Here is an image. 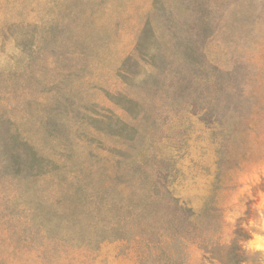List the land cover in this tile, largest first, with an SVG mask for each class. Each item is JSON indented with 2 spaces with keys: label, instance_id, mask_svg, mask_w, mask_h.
Instances as JSON below:
<instances>
[{
  "label": "rangeland",
  "instance_id": "374dc122",
  "mask_svg": "<svg viewBox=\"0 0 264 264\" xmlns=\"http://www.w3.org/2000/svg\"><path fill=\"white\" fill-rule=\"evenodd\" d=\"M257 237L264 0H0V264H264Z\"/></svg>",
  "mask_w": 264,
  "mask_h": 264
},
{
  "label": "trees",
  "instance_id": "16d2710c",
  "mask_svg": "<svg viewBox=\"0 0 264 264\" xmlns=\"http://www.w3.org/2000/svg\"><path fill=\"white\" fill-rule=\"evenodd\" d=\"M33 157H34V159L37 162L40 163L41 166L39 167L40 168L39 171L34 173V174H32V175H36V176L37 175H42V176H44V175L52 174L56 170V169H54V167H55L54 166L55 165L54 162L45 160V159L41 158L40 156H38L36 153H34ZM52 166H54V167H52ZM48 168H50V169H48ZM233 245H234V243H233ZM207 254L208 253L204 252V256H206ZM232 260H234V259L232 258ZM216 261L221 263V261H218V260H216ZM239 261H240L239 259L238 260L235 259V261L232 264H240Z\"/></svg>",
  "mask_w": 264,
  "mask_h": 264
},
{
  "label": "clouds",
  "instance_id": "9594fccd",
  "mask_svg": "<svg viewBox=\"0 0 264 264\" xmlns=\"http://www.w3.org/2000/svg\"><path fill=\"white\" fill-rule=\"evenodd\" d=\"M249 246L254 248H264V240H262L260 237H257L256 240Z\"/></svg>",
  "mask_w": 264,
  "mask_h": 264
}]
</instances>
